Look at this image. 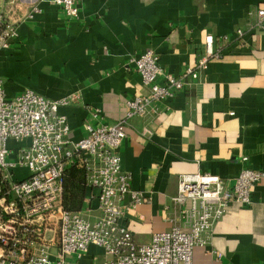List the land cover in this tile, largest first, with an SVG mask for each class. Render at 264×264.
I'll use <instances>...</instances> for the list:
<instances>
[{"label":"crops","instance_id":"1","mask_svg":"<svg viewBox=\"0 0 264 264\" xmlns=\"http://www.w3.org/2000/svg\"><path fill=\"white\" fill-rule=\"evenodd\" d=\"M259 8L264 0H83L79 18L69 20L50 0H0L18 27L0 51V79L9 100L25 90L53 101L78 96L59 109L77 142L87 123L119 122L129 100L148 94L132 58L152 49L164 71L179 76L205 55L206 36L215 38L220 56L198 80L159 103L158 116L134 117L126 128L122 168L146 200L122 225L147 244L171 230L172 219L183 227L172 202L180 176L207 173L231 186L245 168L264 172V31L248 14ZM91 208L99 215L97 201ZM99 253L91 248L82 264ZM193 264H264V179L251 206L228 207Z\"/></svg>","mask_w":264,"mask_h":264},{"label":"built area","instance_id":"2","mask_svg":"<svg viewBox=\"0 0 264 264\" xmlns=\"http://www.w3.org/2000/svg\"><path fill=\"white\" fill-rule=\"evenodd\" d=\"M50 1L67 19L79 18L83 0ZM248 14L256 22L253 29L264 31V9ZM17 37L18 27L0 10V51ZM243 37V30H238L236 39ZM221 41L232 40L224 36ZM214 42L207 35L205 55L196 68L179 76L165 72L152 49L132 58L130 64L148 94L129 100L126 117L119 122L97 127L87 123L86 135L77 142L59 109L74 104L78 96L53 101L25 90L9 100L0 79V264H82L91 248L101 251L93 255L92 264H193L194 249L208 245L214 225L228 207L252 205L253 190L264 172L245 168L231 186L207 173L182 175L172 202L183 227L172 219L171 230L139 244L122 225L126 213L146 200L132 189V176L122 168L120 149L130 120L158 116L159 103L198 80L209 60L220 56ZM100 113L91 110L94 119ZM74 166L84 171L90 190L84 209L78 212L63 205L66 172ZM93 201L98 203L97 216L92 215Z\"/></svg>","mask_w":264,"mask_h":264},{"label":"trees","instance_id":"3","mask_svg":"<svg viewBox=\"0 0 264 264\" xmlns=\"http://www.w3.org/2000/svg\"><path fill=\"white\" fill-rule=\"evenodd\" d=\"M90 190L86 186L85 173L78 167H70L66 172L65 195L63 205L69 211H82L85 207V199Z\"/></svg>","mask_w":264,"mask_h":264},{"label":"rangeland","instance_id":"4","mask_svg":"<svg viewBox=\"0 0 264 264\" xmlns=\"http://www.w3.org/2000/svg\"><path fill=\"white\" fill-rule=\"evenodd\" d=\"M8 161H13V160H11V159H8ZM25 173H27V172H25Z\"/></svg>","mask_w":264,"mask_h":264}]
</instances>
